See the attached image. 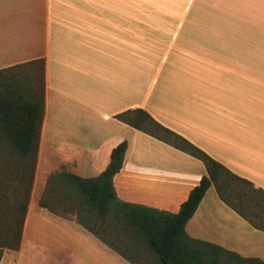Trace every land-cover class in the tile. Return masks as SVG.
<instances>
[{"label":"crops","instance_id":"crops-1","mask_svg":"<svg viewBox=\"0 0 264 264\" xmlns=\"http://www.w3.org/2000/svg\"><path fill=\"white\" fill-rule=\"evenodd\" d=\"M33 60L43 62L34 173L17 248L0 246V264H132L75 211L38 205L52 174L96 177L122 142L117 198L177 212L204 165L116 118L128 110L256 190L227 179L226 203L211 183L183 230L264 264V230L247 219H264V0H0V69Z\"/></svg>","mask_w":264,"mask_h":264},{"label":"trees","instance_id":"trees-1","mask_svg":"<svg viewBox=\"0 0 264 264\" xmlns=\"http://www.w3.org/2000/svg\"><path fill=\"white\" fill-rule=\"evenodd\" d=\"M42 110V60L0 69V153L6 152L2 155L3 163L6 164L2 170L3 174L0 175V246L16 249L19 242L22 218L34 173ZM116 118L187 153L204 165L206 175L202 176L198 185L189 191L177 212L158 211L129 204L117 198L112 177L120 168L124 142L111 150L108 165L96 177L83 179L66 173L52 174L38 201L39 207L53 214L65 215L66 210L59 207L55 209L52 206L65 205L71 200L73 207L68 211H75L77 222L132 264L137 263L126 257L116 246L106 242L103 235H99L98 229L102 231V226L119 227L131 243L140 249L144 247L146 252L154 257V264H261L258 260L242 259L214 245L192 240L183 230L184 224L211 183L214 184L218 196L225 202L226 194L223 187L227 186V179L247 185L245 188L253 193H257L256 190H253L250 184L231 175L219 163L180 136L161 127L144 111L128 110ZM9 160H12V166L18 169L13 177L6 172ZM13 167H10V170ZM20 183L25 186H20ZM54 184L60 189L54 191L53 186L51 187ZM53 193L54 196L60 195V198H57L60 202L58 200L49 202ZM257 216L253 215L252 219L246 218L254 227L264 230V219ZM139 248L133 249L135 254Z\"/></svg>","mask_w":264,"mask_h":264},{"label":"rangeland","instance_id":"rangeland-1","mask_svg":"<svg viewBox=\"0 0 264 264\" xmlns=\"http://www.w3.org/2000/svg\"><path fill=\"white\" fill-rule=\"evenodd\" d=\"M4 153H6V152L2 151L0 153V175L3 174L2 170L4 169V165L6 164V162L3 163V159H2V155ZM10 159H12V158H10ZM8 162H9V163H7L8 170H6V172H7V174H9L10 176L13 177L14 175L17 174L18 169L16 167L14 168L12 166L13 165L12 160H9ZM10 167H13L12 170H10ZM9 181H10V178H9ZM21 185L22 184L20 183V186ZM58 197L60 198V195L54 196V193H53L49 202L52 203V202L57 201V200L60 202V199H57ZM70 201L71 200H69L68 204L53 205L52 207H54L55 209H56V207H59L61 209L68 211L70 209V207H73L72 201L71 202ZM103 230H104V232H102ZM102 231H99V229H98L99 235L100 234L103 235V238L105 239L106 242L111 243L112 245H114V247L116 246V248L119 251L124 253L126 255V257L134 260L137 264H154V260H153L154 257L151 254H149V252H146V249L144 247L142 249H140L139 247H137L136 244L131 243V241L128 239V237H126L125 232L120 230L119 227L106 228L105 226H102ZM138 248H139V251L137 254H135L133 249L137 250Z\"/></svg>","mask_w":264,"mask_h":264}]
</instances>
